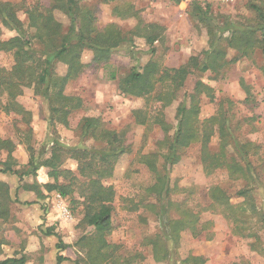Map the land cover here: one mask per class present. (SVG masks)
Segmentation results:
<instances>
[{
	"label": "rangeland",
	"instance_id": "1",
	"mask_svg": "<svg viewBox=\"0 0 264 264\" xmlns=\"http://www.w3.org/2000/svg\"><path fill=\"white\" fill-rule=\"evenodd\" d=\"M0 2L21 7L38 3L40 11L44 12L49 9L52 0ZM261 2L264 0H232L225 5L212 4L201 20L190 17L191 0L178 3L176 0H117L108 4L102 3V0L82 1L80 6L83 11H90L94 17L96 31L115 26L125 41L109 51V59L100 63L93 62L91 49H81L82 70L64 85L62 91L65 96L80 100V107L71 110L66 117V126L57 120L51 124L48 119L51 111L49 101L44 97L55 98L57 89H50L48 96H44L42 92L36 94L32 87L23 88L16 102L30 114L31 134L19 117L0 108V138L12 141L13 168L23 172L30 159L28 148H32L34 157L42 161L50 156L53 142L65 149L95 146L92 140L81 137L83 118H99L106 129L123 133L129 151L118 157L113 176L104 181V185L111 186L115 193L112 230L105 240L118 248L109 250L106 259L89 258L86 238L94 234L91 227L82 223L79 195L62 198L57 193H47L42 186L52 180L47 177V169L40 168L36 176L22 180L17 175L0 174V182L8 187L7 213L5 218H0V262L14 259L18 260L14 264H20L21 260L23 264H57V256L61 255L65 260L60 264H184L190 257L203 258V264H264V227L258 231L260 243L252 247L253 239L234 235L230 224L221 215L205 211L210 187L220 186L232 196L231 201L237 203L241 199L234 197L235 192L245 184L230 180L223 170L207 176L200 162L199 143L186 149L177 164L167 167L159 156L166 151L164 146H159L164 137L160 127L139 125L133 117V112L139 110L150 116L160 104L152 97L146 100L125 96L118 89L119 81L132 70L141 71L149 62L163 68H178L193 56L201 57L208 50L211 39L209 25L204 21L219 28L217 35L221 33L223 37L229 35L228 28L238 25L260 30L257 14L250 3L259 5ZM17 16L24 24L27 23L24 9H20ZM52 17L61 24L62 33H65L70 25L68 17L58 10L52 12ZM0 30L3 40L15 36V32L5 28L1 22ZM222 30H225L224 33ZM153 32L158 34V39L154 44H148L146 37ZM233 57H239L238 53L228 49L226 59ZM52 62L53 78L63 77L68 68L66 63ZM12 66L11 54L0 52V67L9 70ZM197 81L212 88L218 99L234 102L235 106L230 110L232 124L236 128L234 134L239 140L255 142L259 148L253 157L254 166L258 168L264 164V55L256 50L250 58L237 59L215 79L209 73L188 76L176 99L163 109L164 120L170 126L169 137L177 126V107L188 100ZM246 98L248 101L244 102ZM216 109L208 98L200 97V121L215 114ZM238 122L239 125L236 124ZM217 141L216 136L212 138L209 144L211 151L218 150ZM153 153L159 156V174L167 176L172 202L186 203L191 212L201 213L200 223L205 226L196 238L189 230L182 231L169 250V259L164 261H156L151 246L145 242L156 238L159 248L164 251L169 241L168 224L162 214L163 202H158L157 195L150 190L155 184V175L143 163L144 157ZM7 155L6 151H0V163L7 159ZM62 168L76 175L77 162L67 159ZM256 172L259 185L252 189L254 202L264 210V174L259 170ZM3 199L0 196V208L5 204ZM175 209L171 208L167 218H178ZM47 232L52 234L47 235ZM60 242L65 246L63 251L58 249ZM90 242L95 245L93 240Z\"/></svg>",
	"mask_w": 264,
	"mask_h": 264
},
{
	"label": "trees",
	"instance_id": "2",
	"mask_svg": "<svg viewBox=\"0 0 264 264\" xmlns=\"http://www.w3.org/2000/svg\"><path fill=\"white\" fill-rule=\"evenodd\" d=\"M82 1L90 0H52L49 9L44 12L40 11L38 3L31 7L23 5L21 7L10 2H0V22L8 30L15 32V36L3 40L0 30V52L9 53L13 58V66L9 70L0 67V108L7 114L14 113L19 117L21 123L27 126L29 134H31L30 114L16 102L23 88L32 87L36 94L42 92L44 96H48L50 89H57L55 98L44 97L48 99L51 111V117L48 119L51 124L57 120L66 126V117L71 110L80 107V100L65 96L62 91L64 85L82 70L81 49H91L93 62L100 63L109 59V51L125 41L120 30L115 26L107 27L101 32L96 31L93 27L94 17L90 11H83L80 6ZM114 1L117 0H102V3L108 4ZM176 1L178 3L181 0ZM191 1L188 11L190 17H198L202 20L203 13L206 14L212 4ZM250 7L257 14V27H260V30L250 26L242 28L238 25L231 29L226 28L229 35L223 37L221 33L217 35L219 28L208 23L209 21H204L209 25L208 35L211 39L208 50L201 57L193 56L178 68H163L154 62H149L141 71L132 70L127 77L119 81L118 89L125 96L146 100L152 97L156 103L160 104L159 109L150 116L139 110L133 112V117L139 125L151 124L160 127L164 137L159 142V146H164L166 151L159 156L167 167L177 164L186 149L199 143L200 162L207 176L223 170L230 180L245 184L235 192L234 197L241 199L237 203H233L232 196L220 186L210 187L207 191L208 205L205 211L221 215L230 224L234 235L253 239L251 245L254 247L260 243L258 231L264 227V210L262 206L258 207L255 204L252 189L253 186L259 185L256 171L259 170L264 174V164L257 168L253 163V157L257 155L259 146L255 142L239 140L234 134L236 128L232 124L230 115L231 108L235 106L234 102L218 99L212 88L197 81L192 93L188 95V102H181L177 107V126L171 137L168 135L170 126L163 117V109L176 99L178 91L183 88L188 76L209 73L215 79L226 67L237 62V59L250 58L256 50L264 55V2L259 5L250 3ZM20 9H24L26 24L17 16ZM54 10L64 13L69 19L70 25L65 33H62L61 24L54 21L52 17ZM214 30L216 32L213 34ZM224 31L222 30V33ZM258 31L259 36H257ZM146 38L148 44H154L158 34L153 32ZM228 49L237 52L239 57L227 60ZM52 61L66 63L68 68L63 77L53 78ZM201 96L208 98L217 107L215 114L203 121L199 119ZM247 101L248 98L244 102ZM81 130V137L92 140L95 146L89 149H65L53 142L50 156L42 161L34 157L32 148H28L30 159L23 172L13 168L11 154L14 144L12 141L0 138V151L4 150L8 154L7 159L0 163V174L17 175L22 180L24 177L36 176L40 168L47 169V177L52 182L44 184L43 189L47 193H57L62 198L79 195L83 212L82 223L86 227H91L94 234L90 235L93 237L86 238L89 244L87 250L89 258L106 259L108 251L117 250L118 246L109 244L105 240L112 230L115 193L111 186L104 185V181L113 176L118 157L127 153L129 148L124 143V134L106 129L99 118H83ZM215 136L218 140V150L211 151L209 144ZM159 156L155 153L148 154L144 157L143 163L155 175V184L150 190L157 195L158 202H163L162 214L166 217L168 224L166 230L169 241L164 243V251L159 248V240L156 238L145 242L146 245L151 246L154 259L164 261L169 259V250L171 246L174 247L182 231L189 230L196 238L200 236L205 226L200 223L201 213L194 214L186 203L172 202L167 176L160 175L157 168ZM67 159L77 162L76 175L62 168V163ZM7 195V184L0 182V196L4 197L5 202L0 208V218H5L7 213ZM171 208H176L179 215L177 219L167 218ZM51 234L47 232V235ZM91 240L95 245L91 244ZM58 249L63 251L65 246L60 242ZM56 260L57 264H60L65 258L58 255ZM16 262L18 260L6 259L0 264ZM192 262L203 264L204 259L190 257L184 261V264ZM20 264H23L22 260Z\"/></svg>",
	"mask_w": 264,
	"mask_h": 264
},
{
	"label": "built area",
	"instance_id": "3",
	"mask_svg": "<svg viewBox=\"0 0 264 264\" xmlns=\"http://www.w3.org/2000/svg\"><path fill=\"white\" fill-rule=\"evenodd\" d=\"M196 1L201 2V3H209V4H213V5L214 4H216V5H225V4H228L232 0H196ZM63 209L65 210L64 207H63Z\"/></svg>",
	"mask_w": 264,
	"mask_h": 264
}]
</instances>
